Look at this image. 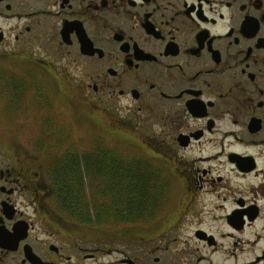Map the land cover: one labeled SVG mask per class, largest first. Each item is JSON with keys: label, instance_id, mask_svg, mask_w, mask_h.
<instances>
[{"label": "flooded vegetation", "instance_id": "af4514ba", "mask_svg": "<svg viewBox=\"0 0 264 264\" xmlns=\"http://www.w3.org/2000/svg\"><path fill=\"white\" fill-rule=\"evenodd\" d=\"M82 123L157 209L79 214ZM0 264H264V0H0Z\"/></svg>", "mask_w": 264, "mask_h": 264}, {"label": "trees", "instance_id": "16d2710c", "mask_svg": "<svg viewBox=\"0 0 264 264\" xmlns=\"http://www.w3.org/2000/svg\"><path fill=\"white\" fill-rule=\"evenodd\" d=\"M72 150L80 154L81 159H75L74 162L79 160L78 167L87 169L85 177L88 180L82 189H77L69 183L79 175L67 174L64 176L65 187L62 192L66 199L77 201L78 197L83 199V194L87 196L91 191L92 208H84L81 205L77 211L82 215L86 210L88 217L92 216V224L115 225L127 221L125 217H136L140 213H152L157 209L156 189L149 166L145 164L148 170L141 181L137 171H124L126 168L137 169L138 165L133 158H122L119 148H109L95 140L92 141V148ZM80 219L85 218L80 216Z\"/></svg>", "mask_w": 264, "mask_h": 264}, {"label": "rangeland", "instance_id": "374dc122", "mask_svg": "<svg viewBox=\"0 0 264 264\" xmlns=\"http://www.w3.org/2000/svg\"><path fill=\"white\" fill-rule=\"evenodd\" d=\"M65 97L67 98V96H66V94H65ZM60 105V104H59ZM63 111H65V114H66V112L68 113V110L67 109H64ZM30 117L32 118V119H34V117H35V115H34V117H33V113L31 112L30 114ZM39 123V122H38ZM69 127H71V129L73 130V127L71 126V125H69V126H67L66 124L63 126V128L65 129V130H68V128ZM95 127V126H94ZM27 128V126L26 127H24L23 128V131H24V129H26ZM101 127H96V128H93L90 124H84V123H82L81 125H80V132L78 131V130H74V132H73V136H75V140H78L79 142H80V146L81 147H87V145H88V142H90L91 140L88 138L89 136H91L90 134L92 133V131H95L96 132V134H98V135H103V133H102V129H100ZM42 129V130H41ZM41 130V132H43L44 133V129L42 128V127H40V126H38V125H29V127H28V131L29 132H27L26 134H27V136L29 135V137H31L30 135L32 134V133H36V132H39ZM22 131V132H23ZM71 133V132H70ZM92 139H94V137L92 138ZM96 139H94V141H95ZM107 140V139H106ZM73 141V139L71 138L70 140H69V142H72ZM93 141V140H92ZM68 142V141H67ZM66 142V143H67ZM108 145H110L112 148H121V147H119V145H118V143H109ZM120 151H121V149H120ZM94 237L92 236V239H93Z\"/></svg>", "mask_w": 264, "mask_h": 264}]
</instances>
